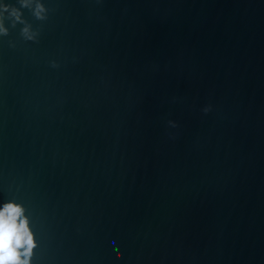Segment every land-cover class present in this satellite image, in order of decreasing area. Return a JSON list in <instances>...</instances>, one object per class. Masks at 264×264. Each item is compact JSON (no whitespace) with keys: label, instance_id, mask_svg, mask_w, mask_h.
Wrapping results in <instances>:
<instances>
[{"label":"water","instance_id":"1","mask_svg":"<svg viewBox=\"0 0 264 264\" xmlns=\"http://www.w3.org/2000/svg\"><path fill=\"white\" fill-rule=\"evenodd\" d=\"M21 10L0 33V206L26 208L31 264H264V0Z\"/></svg>","mask_w":264,"mask_h":264},{"label":"clouds","instance_id":"2","mask_svg":"<svg viewBox=\"0 0 264 264\" xmlns=\"http://www.w3.org/2000/svg\"><path fill=\"white\" fill-rule=\"evenodd\" d=\"M35 0H18L19 7L10 4H0V33L7 36L8 28L5 19L16 24H26L21 9L30 8ZM46 9L42 3H36L34 15L39 20L46 17ZM7 14V15H6ZM22 34L28 40H34L37 34L30 26L22 29ZM38 247L34 233L30 228V220L26 215V208L15 200L5 202L0 206V264H31L34 250Z\"/></svg>","mask_w":264,"mask_h":264}]
</instances>
